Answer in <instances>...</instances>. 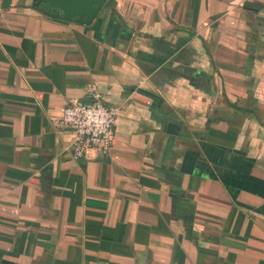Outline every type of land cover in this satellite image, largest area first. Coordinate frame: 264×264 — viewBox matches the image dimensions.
Returning <instances> with one entry per match:
<instances>
[{"label":"crops","instance_id":"obj_1","mask_svg":"<svg viewBox=\"0 0 264 264\" xmlns=\"http://www.w3.org/2000/svg\"><path fill=\"white\" fill-rule=\"evenodd\" d=\"M92 85L117 137L74 160ZM0 264H264V0H0Z\"/></svg>","mask_w":264,"mask_h":264},{"label":"built area","instance_id":"obj_2","mask_svg":"<svg viewBox=\"0 0 264 264\" xmlns=\"http://www.w3.org/2000/svg\"><path fill=\"white\" fill-rule=\"evenodd\" d=\"M87 93L88 101L70 100L59 120L70 133L74 160L84 158L91 149L110 154L117 137L120 107L108 105L97 85L90 86Z\"/></svg>","mask_w":264,"mask_h":264},{"label":"water","instance_id":"obj_3","mask_svg":"<svg viewBox=\"0 0 264 264\" xmlns=\"http://www.w3.org/2000/svg\"><path fill=\"white\" fill-rule=\"evenodd\" d=\"M109 0H33V7L55 20L92 25Z\"/></svg>","mask_w":264,"mask_h":264},{"label":"trees","instance_id":"obj_4","mask_svg":"<svg viewBox=\"0 0 264 264\" xmlns=\"http://www.w3.org/2000/svg\"><path fill=\"white\" fill-rule=\"evenodd\" d=\"M112 4H113V0H109L105 7H110V6H112Z\"/></svg>","mask_w":264,"mask_h":264}]
</instances>
